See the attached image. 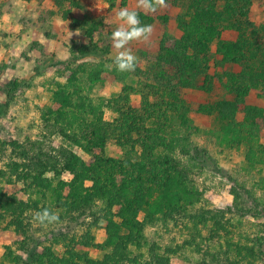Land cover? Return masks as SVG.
Segmentation results:
<instances>
[{"label":"rangeland","instance_id":"1","mask_svg":"<svg viewBox=\"0 0 264 264\" xmlns=\"http://www.w3.org/2000/svg\"><path fill=\"white\" fill-rule=\"evenodd\" d=\"M209 1L221 4L219 12L224 10L226 2ZM166 3L167 9L155 14L145 15L138 10L144 15L141 23L153 25L155 31L148 42L134 41L129 45L139 58L138 65L133 72L120 73L114 66L111 70L106 67L112 65L115 56L111 41V33L117 26L115 13L122 7L134 9L136 0H0V173H4L0 174V199L9 200L14 210L21 203L32 204L38 200L29 184L16 179L14 163H18L20 172H32L35 168L32 162L37 160L57 164L62 170L70 154H76L88 166L93 163L91 155L62 135L60 129L64 123L58 125L48 117L49 110L54 112L59 108L53 94L58 84L66 83L70 76L66 64L76 51L77 66L101 76L99 82L87 83V93L95 102L97 99L105 103L117 100L118 104H123V97L119 96L126 88H132L137 93L127 98L132 110L139 111L143 107V94H146L139 93L140 90L156 86L176 91L192 110L191 130L175 132L179 147L174 158L179 170L186 174L197 201L185 217L147 224L146 242L140 249L129 246L128 258L139 257L143 263L150 262L154 255L151 249H155L159 256H168L170 264H264V244L260 241L264 239L263 215L241 217L234 195L235 192L240 195L244 207L255 209L250 194L264 205V166L250 165L251 151L247 154L245 146L228 149L223 145L224 137L217 130L215 114L198 113L203 106L221 101L236 103L237 95L228 90L227 73L240 74L242 70L237 65H223L222 59L215 55L214 45L208 69L198 74L195 81L184 84L179 74L182 67L177 61L170 65L171 59L165 50L173 49L180 39L179 23L181 19L185 21L192 0H166ZM249 19L260 32L252 35V27L240 26L243 30L247 28L252 45L264 47V0H252ZM239 39V29L222 31L221 41L234 43ZM81 49L84 55L77 51ZM86 49L91 51L85 52ZM116 102L114 106L118 105ZM247 106L263 112L254 118L257 128L253 153L259 157V151L264 148V93L252 91L245 102L237 106L236 119L241 124L247 116ZM104 113L105 121L113 122L116 116L113 109L107 108ZM12 142L18 143L16 150L10 145ZM182 144H186L190 154L181 149ZM122 152L123 149L112 143L104 150L111 159H120ZM95 153L101 154L98 150ZM54 177L52 173L46 176ZM60 179L69 183L73 176L64 173ZM34 213L27 212L24 222L30 223V233L42 241L47 242L46 234L51 231L63 233L76 242L91 236L100 246L108 239L105 207L100 202L82 215L72 213L71 219L46 228L33 220ZM16 214L19 216L20 212ZM77 217L78 220L73 219ZM139 220H144L142 213ZM10 221L12 219L7 217L0 227V264L4 263L6 247L24 256L17 246L25 235L10 228ZM80 243L77 242L78 251L88 253L96 261L103 260L109 253L85 248Z\"/></svg>","mask_w":264,"mask_h":264},{"label":"trees","instance_id":"2","mask_svg":"<svg viewBox=\"0 0 264 264\" xmlns=\"http://www.w3.org/2000/svg\"><path fill=\"white\" fill-rule=\"evenodd\" d=\"M220 1L226 2L222 12L217 10L221 5L217 1L192 0L185 21L181 19L179 23L180 39L173 49L164 50L171 59L170 65L171 62L175 65L177 61L182 67L183 71L179 74L184 84L195 81L198 74L208 69L214 45L215 55L222 59L223 65H237L242 70L240 74L227 73L228 90L237 95L236 103L221 101L212 106H203L198 113L215 114L217 130L224 137L223 145L228 149L245 146L247 154L251 151L248 156L250 165L263 167L264 148L259 151V157L253 153L257 128L254 118L263 112L247 106L245 121L241 124L236 119L237 106L243 104L252 91L264 93V47L252 45L246 34L247 28L243 30L240 26L252 27V35L260 32L254 29L249 19L252 0ZM139 16L142 21L144 15L139 13ZM235 28L240 31L239 41H221L224 29ZM77 51L84 55L83 49ZM73 55L72 60L66 64L70 76L66 83L58 84L53 94L59 108L54 112L49 110L48 117H52L58 125L64 123L60 129L62 135L91 155L93 163L86 165L76 154L68 155L62 170L58 169L57 164L37 160L32 162L35 167L32 172H20V166L14 163L13 174H16V179L29 184L38 200L32 204L21 203L14 210L9 200L4 202L0 199V212H5L0 214V227L10 217L12 221L8 226L25 235V239L17 246L24 256L17 255L12 247H6L3 264H170V258L159 256L155 249H151L154 255L146 263L139 257L130 259L126 253L129 246L140 249L144 245L147 224L153 225L158 221L167 223L177 217H185L197 201V196L190 191L186 174L179 170L174 158L179 147L174 138L175 132L191 130L192 110L176 91L156 86L151 90H140L139 93L146 94H143V107L139 111L132 110L127 98L137 93L132 88H126L119 96L123 97V104H118L117 100L105 103L97 99L95 102L87 93V83H97L101 76L98 72L91 74L84 66H77L79 55L76 51ZM15 87L17 89L19 85ZM113 102L118 105L114 106ZM107 108L113 109L116 114L113 122L105 121L104 110ZM109 143L123 149L120 159H111L105 155L104 150ZM10 145L14 150L19 147L17 142ZM181 149L186 153L190 151L186 144H182ZM97 150L101 154L97 155ZM197 152L200 154V151ZM63 172L73 176L71 182L60 179ZM50 173L55 175L54 179L46 178ZM234 195L235 207L241 217L252 215L259 218L263 215L264 218V205L254 196L250 194L251 203L256 204L255 209L247 205L244 207L240 195L237 192ZM99 202L105 207L107 241L100 246L89 236L77 242H81L85 248L109 251L101 261L92 259L86 252L78 251L76 247L79 244L63 233L51 231L46 234L47 242L40 240L34 233H30V223L24 222L27 212L43 209L58 212L60 221L69 217L71 219L72 213L82 215ZM18 211L19 216L16 214ZM141 213L144 215L143 222L139 220ZM73 219L78 220L79 217ZM218 226H221L219 222ZM260 241L264 244V239Z\"/></svg>","mask_w":264,"mask_h":264},{"label":"clouds","instance_id":"3","mask_svg":"<svg viewBox=\"0 0 264 264\" xmlns=\"http://www.w3.org/2000/svg\"><path fill=\"white\" fill-rule=\"evenodd\" d=\"M167 7L166 0H136L134 9L122 7L115 13L117 26L111 33L115 56L112 65H106L109 70L114 66L115 70L120 73L135 71L139 58L132 52L129 45L134 41L148 42L155 31L153 25L141 23L139 11L148 15L163 11ZM33 220L46 228L49 225L60 223V216L58 212L43 209L34 213Z\"/></svg>","mask_w":264,"mask_h":264}]
</instances>
